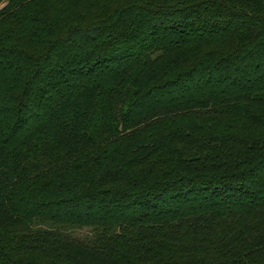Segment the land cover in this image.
Segmentation results:
<instances>
[{
    "label": "trees",
    "instance_id": "obj_1",
    "mask_svg": "<svg viewBox=\"0 0 264 264\" xmlns=\"http://www.w3.org/2000/svg\"><path fill=\"white\" fill-rule=\"evenodd\" d=\"M0 264H264V0H0Z\"/></svg>",
    "mask_w": 264,
    "mask_h": 264
},
{
    "label": "rangeland",
    "instance_id": "obj_2",
    "mask_svg": "<svg viewBox=\"0 0 264 264\" xmlns=\"http://www.w3.org/2000/svg\"><path fill=\"white\" fill-rule=\"evenodd\" d=\"M74 238L85 239L91 237L93 230L91 228L68 227L66 230Z\"/></svg>",
    "mask_w": 264,
    "mask_h": 264
}]
</instances>
